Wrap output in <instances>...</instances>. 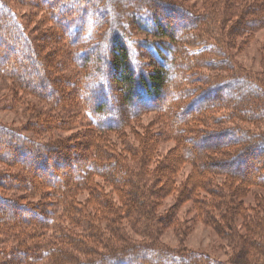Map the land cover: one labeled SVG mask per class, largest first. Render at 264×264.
I'll list each match as a JSON object with an SVG mask.
<instances>
[{
    "label": "trees",
    "instance_id": "16d2710c",
    "mask_svg": "<svg viewBox=\"0 0 264 264\" xmlns=\"http://www.w3.org/2000/svg\"><path fill=\"white\" fill-rule=\"evenodd\" d=\"M73 1L33 0L35 5L45 9L50 21L60 29L61 38L66 42L70 53L76 50L72 52L75 54L74 59L72 55L70 57V63L73 65L72 79L61 81L52 75V63L49 74L42 70V67L47 65L48 68L49 65L45 59L47 53L43 52V49L47 47L49 51H54L53 28L46 31L45 36L43 33L31 38V31L18 19L14 8L0 0V44L3 46L0 50V77L12 78L30 93L55 102H58L62 93L57 87H54V93L47 91L52 89L51 84L67 83L68 86L77 88V97L81 101L82 109L88 112L90 116L86 115L87 118L94 130L100 134L120 132L129 121L148 109L164 113V125H167L171 134L178 139L177 143L182 140L184 142L179 143L178 158L165 161L161 172L171 171L179 158L184 157L207 173L217 168L219 172L223 171L225 175L243 183L251 178L264 183V168H260L255 174L253 172L259 153L264 152V135L245 129L208 131L198 130L197 126L188 127L197 119L196 116H204L207 111H214L221 105L231 103L235 95L230 91L235 92L244 85L247 87L238 91L243 97L241 100L245 102V96H249L257 101V104L248 103L244 108L252 110L254 114H263L264 102L261 100L264 99V86L254 76L246 73V78H243L233 74L223 77V81L212 82L213 78H209V75L206 77L208 73L197 76L193 71L189 72L190 66L196 62L202 63L206 68H223L226 65L224 60L205 58L211 49L207 45H203V49L191 50L190 54L179 48L170 68L145 69L142 64L139 65L133 42L126 41V36L110 24L112 19L115 21L119 16L126 14L125 9L119 10L115 4L113 8L110 7L111 3L120 0H80L83 4H75ZM148 1L146 8L142 1L133 3L138 4L136 8H143L139 15H148L151 12L148 17L150 16L149 21L154 25V35L172 37L176 42L194 37L195 34L190 31L194 26L188 27L189 29L176 27L170 32L169 27H164L162 20L166 16H163L160 5L166 4L163 6L170 8L174 4ZM225 2L227 7L223 18L231 14L236 15L238 20L234 25L238 24L237 28L245 27L252 31L254 26L264 25V3H250L248 8L242 4L240 9L235 8L238 0ZM173 7L182 13L185 12L181 6ZM176 9H171V12H176ZM190 16L194 19L192 14ZM180 17L184 18V22L190 20L188 14H182ZM137 20L145 27L144 19L138 17ZM91 22L93 28L90 30ZM107 23L110 25L102 34ZM17 42L26 47L28 52H21L20 55L13 53L12 44ZM62 46L66 47L64 44ZM103 47L105 52L101 51ZM222 52L219 49L218 54ZM34 57L36 60L30 62ZM203 59L205 62L200 61ZM27 73H36L40 77L30 81L25 78ZM195 76L209 82L210 86L201 87L198 84L199 86L188 87L187 83ZM227 90L231 93L228 96ZM115 92L119 97L118 102ZM197 100H203L204 106L196 105ZM214 121L216 123V117ZM26 136L21 131L0 124V148L1 143L6 148L5 151L0 150V161L9 166L18 162L26 170V174L21 175L9 171L0 172V235L7 239L13 238L15 242L8 248L0 249V264H15L14 258H18L20 263L29 257L35 258V251L40 249V258H44L46 264H169L174 258L179 259L180 264H187L183 258H189H186L187 255L183 252L160 246L154 240H157L161 221L155 214L156 202L152 200H156L172 187L170 177L165 176L166 181L160 184V187L150 188L142 176L130 171L122 162L125 161L124 158L119 154L115 156L104 142L100 144V150H92L86 144L84 145L87 147L80 150L76 143L63 145L61 140L54 143L40 142ZM153 138L156 142V137ZM145 142L148 144V139ZM219 149L226 155L221 158L210 155L211 150ZM81 162L84 165L75 169ZM57 165L62 168L55 167ZM56 168L60 171H56ZM123 171L126 175H123ZM96 176L116 188L128 187L121 198L120 207L112 203L110 192L106 191L104 184L98 185V181L93 180ZM205 181L210 184L212 179L206 178ZM192 186L194 190V185ZM205 186L207 193L212 196L211 186ZM82 189H87L92 194L84 201L77 200V193ZM2 190L16 191L19 195L8 196ZM193 190H187L190 196ZM212 202V199L205 197L201 203L207 206L212 205ZM54 206L63 208L57 217L52 216L51 208ZM127 215H133L137 220H145L144 227H137L134 232L140 237L152 239V242L133 240L122 230V225L115 224L120 217ZM78 216L82 218L81 223ZM107 216V228L113 233V237H117L122 243L118 244L115 240V243L106 245V250L102 252L99 243L102 241L104 229L99 225L101 219H106ZM34 234L44 235V242L29 244L27 240L33 239ZM191 257L190 260L194 258V264H197L195 258L198 256Z\"/></svg>",
    "mask_w": 264,
    "mask_h": 264
},
{
    "label": "rangeland",
    "instance_id": "374dc122",
    "mask_svg": "<svg viewBox=\"0 0 264 264\" xmlns=\"http://www.w3.org/2000/svg\"><path fill=\"white\" fill-rule=\"evenodd\" d=\"M133 1L138 0H120V2L111 3V8L115 4L117 9H125L126 14L119 16L115 21L112 19L110 24L114 25V29L123 33L124 37L126 36V41L133 42L140 61L139 65L142 64L145 69L170 68L172 61L178 55L179 48H183L190 54L191 50L203 49V45H207L211 49L205 58L224 60L226 65L223 68H215V66L206 68L201 65L202 63L195 61L196 64L190 66L189 72L193 71L197 76L208 73L206 77L209 75V78H213L212 82L223 81V77L233 76V74L246 78L245 74L247 73L254 76L264 86L263 24L254 26L252 31L245 27L237 28L238 24L234 25L238 20L236 15L231 14L229 17L223 18V12L227 7L225 0H156L157 3L166 2L185 9V12L182 13L181 10L173 6L167 8L163 6L166 4L161 3L162 14L166 16L162 23L164 27H169V32L176 27L189 29L188 27L194 26L190 30L195 34L194 37L176 42L172 37L154 35L155 28L149 21L150 16L148 17L151 12L148 15L145 14L147 16L139 15V11L143 12V8H136L138 4H134ZM139 1H142L144 8L148 7L146 6V4L149 5L148 0ZM34 2L33 0H4V4L14 8L18 19L23 21L31 31V38L33 35L43 33L45 36L46 31L53 28L54 51H49L50 49L47 47L43 49V52L47 53L45 59L49 65L48 68L47 65L44 68L41 66L42 70L46 74H49L51 70L52 75L61 81L71 80L73 65L70 63V57L72 55V59H74L75 54L72 52H76V50L70 53L66 42L61 38L60 29L50 21L45 9L35 5ZM73 2L75 4L82 3L80 0ZM250 3L262 4L264 0H238L235 3V8H240L242 4L248 8ZM255 7L257 8L258 5ZM171 9L177 11L171 12ZM144 11L146 12V9ZM182 14L189 15V22H184V18L180 17ZM191 14L194 19L191 18ZM250 16L249 13L248 17ZM138 17L141 20L144 19L145 27L141 26L140 21L137 20ZM110 24L107 23L104 31H100V34L101 32L103 34ZM92 28L93 22L90 24V30ZM63 44L66 47L62 46ZM12 45L14 46L11 49L16 55L28 52V49L18 42ZM1 47L3 48L0 44V50ZM101 49L105 52L104 47ZM219 49L223 51L220 55L218 54ZM216 50L218 51L216 52ZM34 59L35 57L29 61L33 62ZM228 59L230 60L228 61ZM200 61L205 62L204 59ZM51 63L53 66L49 70ZM26 75L25 78H29L30 81L40 77L36 73L30 75L27 73ZM197 76L187 83L188 87L198 84L201 87L210 86L209 82H204ZM58 83L51 84L53 90H47L54 93V87L60 88L62 96L59 94L60 99L55 102L41 98L33 92L30 93L12 78L0 77V124L7 125L15 131H21L32 140L51 143L61 140L63 145L76 143L78 147L80 146V150L87 147L84 144L89 145L92 150H100V144L104 142L112 149L111 152L115 156L121 155L125 160L122 162L129 167V170L139 173L150 188L160 187V184L166 181L165 176L170 177L172 189H168L156 200H152L156 202L155 214L161 221L157 240H154L160 246L183 252L184 255H187L186 258H189L186 260L183 258L187 264H194V258L190 260L192 255L198 256L195 258L197 264L199 262L200 264H264V183L256 182L252 178L243 183L239 179L225 175L223 171L219 172L217 168L207 173L201 171L198 165L184 157L179 158V161L175 163V168L171 171L161 172L165 161H168L169 158H178L179 143L184 142L182 140L177 143L178 139L171 134L168 126L164 125L165 119L162 115L164 113L148 109L129 121L126 126L121 128L120 132L110 131L100 134L94 130L91 121L87 118L86 115L90 116L88 112H84L82 109L81 101L78 99V89L71 85L68 86L67 83L65 85ZM244 87L247 85L241 86L239 89L242 90ZM239 89L235 92L230 91L235 95L231 103L221 105L214 111H207L204 116L203 114L196 116L197 119L188 127L197 126L198 130L207 129L208 131L228 128L245 129L264 135L263 110V114H254L252 110L245 109L244 107L248 103L253 105L257 104V101L253 97L245 96L246 101L244 102L241 100L243 97L238 94ZM172 92L174 94V90ZM230 92L226 91L227 96L231 94ZM115 97L118 102V95ZM261 101L264 102V99ZM196 105L202 107L204 101L197 100ZM215 117L217 118L216 123H214ZM201 124L202 126H200ZM153 137H156V142ZM151 138L153 139L151 140ZM146 139L149 141L148 144L145 142ZM1 145L0 150L5 151L3 143ZM150 147L153 151L149 150ZM263 153H259V157L256 159L258 167L255 165L253 168L254 174L260 168H264ZM210 155L214 158H221L226 154L219 149L211 150ZM61 160L63 159L61 158ZM19 164L17 162L16 165L9 166L0 161V172L26 174V170ZM83 165L84 163L81 162L75 169L81 168ZM55 167L62 168L60 165ZM57 168L56 171H60ZM123 175H126L124 171ZM206 178L212 179V182L209 184L208 181H205ZM93 180L98 181V185L104 184L106 191L110 192L112 203L115 206L122 205L121 198L125 189H128L127 186L116 188L98 176ZM207 184L213 190L212 196L206 191L205 185ZM192 185H194V190ZM187 190H193L191 196ZM2 191L8 196L19 195V192L16 191ZM186 191L187 193H185ZM91 195L89 190L82 189L77 193V200L84 201ZM205 197L213 200L212 205H202L201 202ZM77 203L80 204V202ZM51 210L53 211L52 216L57 217L62 213L63 208L54 206ZM54 210L56 214H54ZM109 216L106 219H101L99 225L102 230L104 229L102 241L99 243L102 252L106 250V245L115 243V240L118 244L122 243L117 237H113V233L107 228ZM78 220L81 223L82 218L78 216ZM115 224L122 225V230L133 240L152 242V239L140 237L134 232L135 228H142L146 224L142 218L137 220L133 215H127L123 218L120 217V220ZM33 236V239H30L31 242L27 240L29 244L45 240L44 235L34 234ZM14 244L13 238L7 239L0 235V249L8 248ZM34 255L35 258L29 257L22 260L21 263L18 258H14L16 262H19H15V264H46L47 261L40 258L41 249L36 250ZM82 256L85 257V255ZM174 259L169 264H180L179 259Z\"/></svg>",
    "mask_w": 264,
    "mask_h": 264
}]
</instances>
